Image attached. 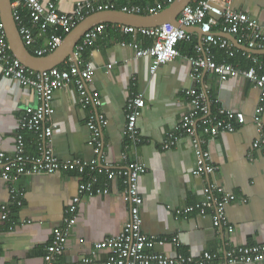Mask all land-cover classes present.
Masks as SVG:
<instances>
[{
  "label": "crops",
  "instance_id": "crops-1",
  "mask_svg": "<svg viewBox=\"0 0 264 264\" xmlns=\"http://www.w3.org/2000/svg\"><path fill=\"white\" fill-rule=\"evenodd\" d=\"M39 1L44 5L49 2ZM79 1L84 0H58L56 6L60 13L71 14ZM162 2L158 3L164 10L169 5ZM113 3L119 11L126 4L154 7L156 0H113ZM231 7L247 14L264 31V0H231ZM103 25V34L83 53L84 59L94 68L87 90L100 99L101 104L84 107L75 86L69 85L53 94L51 114L44 122L54 130L51 146L57 158L97 161L103 171L96 175L97 189L101 192L79 197V178L73 173L23 176L16 184L24 193L23 205L16 207L11 204L8 184L0 179V264H45L44 255L51 244L53 230L63 228V219L72 206L75 221L69 230L64 253L54 264H76L82 257H92L96 243L121 233L130 209V204L124 201V185L117 178L109 180L106 171L127 168L135 162L147 166L138 181L143 200L141 230L149 238L165 242L157 251L172 257L179 254L199 257L209 252L216 256L212 264H224L225 254L232 248L263 245L264 115L262 131L252 120L263 93L241 78L220 82L217 76L203 68L191 78L190 61L204 56L199 50L201 32L198 29H189L191 40L179 43L178 56L152 74V58L138 57L128 44L145 49L153 44V39L137 31L124 34L112 24ZM31 31L35 43L27 49L36 56L35 50L47 47L50 34L41 32L37 26L31 27ZM57 34L62 40L66 37L58 30ZM223 37L235 51L231 57L224 50L213 47L212 56L216 62L231 61L229 64L245 69L247 63L252 65L246 54L262 60L264 51L249 52L244 44L238 43V36L224 34ZM64 65L63 62L57 67ZM109 65H112L110 69ZM191 89L206 98L209 111L213 102L216 109L237 110L245 116V123L234 132L220 133L213 139L204 136L195 124L202 149L209 152L211 163L217 167L216 172L208 176L193 175L195 158L189 137H181L168 150L161 149L165 137L192 111L193 97L187 94ZM131 97L144 100L137 118L136 142L128 141L123 135L126 106ZM40 103V96L34 90L3 78L0 66V152L13 154L19 118L25 108L37 107ZM96 114L106 121L101 131L99 156L94 154L87 128L89 116ZM22 135L26 155L39 158L36 136L29 132ZM255 142H261L259 148L253 147ZM209 185L218 187L213 191L215 199L219 200L222 194L235 198L224 210L225 226L213 227V208L206 209L202 215L197 210L186 215L175 214L178 209L203 201ZM3 205L10 209L6 221L1 219ZM96 255L98 264H109L108 258L113 254L107 250Z\"/></svg>",
  "mask_w": 264,
  "mask_h": 264
},
{
  "label": "built area",
  "instance_id": "built-area-1",
  "mask_svg": "<svg viewBox=\"0 0 264 264\" xmlns=\"http://www.w3.org/2000/svg\"><path fill=\"white\" fill-rule=\"evenodd\" d=\"M175 0H163L162 3L170 5ZM58 0H49L42 4L39 0H11L13 20L17 25L21 39L25 47H31L35 40L31 27L25 24L22 16L23 10L28 15L33 26H37L41 32L47 35L52 30L61 31L67 36L80 22L88 16L105 11H114L113 0H84L75 4L71 14H62L57 9ZM156 0L154 7L141 8L134 5H123L119 11L128 14L153 15L162 10V6ZM178 27L164 24L154 28H133L123 25H114L124 34L139 32L152 38L153 44L148 48H139L136 44H128L136 51L138 57L149 56L152 58L150 72L154 74L159 67L171 62L178 56L177 44L189 42L191 34L186 31L198 29L201 32L200 51L203 58L191 60V78L197 76L198 71L203 68L217 76L220 82L237 80L241 78L250 82L263 94L259 105L255 109L252 120L259 131H262V116L264 115V56L262 60L249 54L246 57L252 65L248 69H241L226 61L216 62L212 56L213 47L224 50L229 56H233L235 47L227 41L223 35L238 36V43L244 44L247 50L264 51L263 28L247 14L237 12L231 7V0H197L183 8L177 18ZM105 25L100 24L92 27L84 33L73 50L72 58L64 62L63 68H52L44 72L28 70L12 55L5 32L0 23V66L3 78L12 79L26 89L34 90L40 96L41 103L37 107H27L19 118V133L15 138V150L13 154L6 155L0 152V179L9 186L11 204L16 207L23 205V191L16 186L23 176L41 174H69L78 175V195L93 196L101 191L97 189V174L102 173V168L96 160L85 162L80 159L62 161L57 158L51 146L53 128L45 126L44 122L51 114V101L53 94L69 85H74L80 101L84 107L92 105L99 106L101 100L93 96L87 90V84L92 82L93 66L83 57L84 50L91 48L99 36L103 34ZM217 30L215 33L214 30ZM62 36L53 32L49 35L46 48L34 51L37 57L54 52L60 45ZM125 46V44H122ZM112 65L107 66L110 69ZM193 97L192 111L183 118L179 124L170 132L162 143L161 149L168 150L174 146L181 137L187 136L191 139L192 151L195 158L194 176H208L214 174L217 167L211 163L209 152L202 149V140L197 135L195 124L200 127V132L215 138L220 133H232L236 127L245 123V116L237 110L218 109L212 115L206 104V98L198 94L196 90L187 92ZM144 106V100L131 97L126 106V124L124 137L130 142L138 140L137 118L139 110ZM106 121L96 114L90 115L87 128L91 133V144L94 146L95 156H99L102 150L100 142L102 128ZM29 132L36 136L40 157L30 158L25 153V143L22 133ZM263 142V141H262ZM261 142H255L253 147L259 148ZM147 166L144 163L135 162L127 168L108 169L107 178L119 179L125 187L124 201L130 204L128 219L123 230L117 236L109 237L94 245L92 257H82L76 264H98L97 253L109 250L112 256L108 258L109 264H212L215 255L204 252L199 257L189 255H176L174 257L157 251V248L165 245L164 241L149 238L141 230L142 226V204L138 181L145 174ZM216 185H209L205 190L204 200L195 206L178 209L176 215H186L194 210L204 214L206 209L213 208V227H222L227 224L224 214L225 208L235 199L230 194H222L220 199L213 197ZM10 209L1 206V219L8 220ZM75 221V208L72 206L67 210V216L63 219V228L53 230L51 244L44 255L45 264H54L64 253L66 239L69 230ZM228 229L232 228L228 226ZM264 262V244L254 246H242L232 248L225 254L224 264H255Z\"/></svg>",
  "mask_w": 264,
  "mask_h": 264
},
{
  "label": "water",
  "instance_id": "water-1",
  "mask_svg": "<svg viewBox=\"0 0 264 264\" xmlns=\"http://www.w3.org/2000/svg\"><path fill=\"white\" fill-rule=\"evenodd\" d=\"M191 2L192 0H175L164 10L153 15L128 14L117 10L92 14L80 22L61 41L59 47L54 52L43 57L32 55L27 47H25L17 25L13 20L11 0H0V23L14 58L29 70L44 72L59 66L68 58H72L74 47L78 41L86 31L96 25L112 24L133 28H154L164 24H170L178 27L177 18L180 12ZM249 52L254 51L249 50Z\"/></svg>",
  "mask_w": 264,
  "mask_h": 264
},
{
  "label": "trees",
  "instance_id": "trees-1",
  "mask_svg": "<svg viewBox=\"0 0 264 264\" xmlns=\"http://www.w3.org/2000/svg\"><path fill=\"white\" fill-rule=\"evenodd\" d=\"M22 16H23V18H24V22H25V24H26V22H27V26H29V27H33V25L30 23V21H29V18H28V15H26V12L23 10V12H22ZM52 32H50L49 34H51ZM55 33H57V32H55ZM58 34H60L59 32H58ZM143 39V40H142ZM141 40L142 41H144V42H148V43H151V41L149 40V39H147V38H141ZM179 46V44H177V47ZM228 63H231V61H228ZM247 66L245 67V69H248L249 67H251V64H246ZM61 68H63V66H61ZM212 101V100H211ZM217 110L218 109H216L215 108V105L213 104V102H211V106H210V111H211V114L212 115H214L216 112H217Z\"/></svg>",
  "mask_w": 264,
  "mask_h": 264
}]
</instances>
